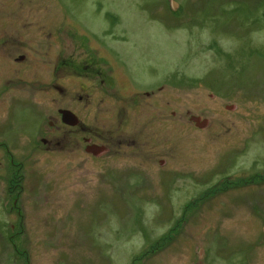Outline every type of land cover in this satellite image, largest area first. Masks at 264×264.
<instances>
[{
  "label": "rangeland",
  "instance_id": "1",
  "mask_svg": "<svg viewBox=\"0 0 264 264\" xmlns=\"http://www.w3.org/2000/svg\"><path fill=\"white\" fill-rule=\"evenodd\" d=\"M2 15L52 69L97 55L132 79L126 99L84 83L111 99L77 109L91 132L128 138L100 159L24 150L25 103L0 121V264H264V0H0ZM34 95L50 120L71 105Z\"/></svg>",
  "mask_w": 264,
  "mask_h": 264
},
{
  "label": "flooded vegetation",
  "instance_id": "2",
  "mask_svg": "<svg viewBox=\"0 0 264 264\" xmlns=\"http://www.w3.org/2000/svg\"><path fill=\"white\" fill-rule=\"evenodd\" d=\"M19 20L20 16H0V121L8 116L11 117V111L17 103H25L27 108L35 109L30 113L32 116L29 117L31 119L29 130L22 133L25 137L22 143L25 146L24 150L40 146L65 150L68 146H77V150L90 158L100 159L102 156L111 154L112 144L127 145V136L120 132L123 122L117 128L119 132L111 130L105 132L97 129L93 134L89 124L77 109L81 106L89 107L94 103L97 111H101V103L111 100L109 97L106 99L102 96L101 88L96 97L89 93L84 84L89 77L97 78L98 84L105 86L107 90L118 92L121 98L126 99L127 96L122 94L120 82L131 83V71L122 64L119 66L105 64V68L98 67L97 65L100 64L93 62L97 55L90 57L89 61L92 60V62L88 63L89 68L85 66V62L75 63L69 59L70 57H65L52 69V62L55 59L53 48H45L42 42H40L41 46H35L33 37L23 38L15 27ZM86 70L87 73H85ZM70 79H76L81 85L80 93L73 96H70L67 85ZM154 92H145L147 100L155 97ZM35 93H47L49 96L55 93L60 99L65 100V103L70 100L71 105L64 109H57L56 115L51 116L52 120H50V118H44L34 101ZM131 98L137 106L147 102L145 99L140 100L138 93L133 94ZM150 113L156 124L163 121V114L159 109L156 108ZM115 140H118V143H113ZM130 142L133 144L132 140ZM1 146H4L3 142L0 143ZM160 163L163 164V161Z\"/></svg>",
  "mask_w": 264,
  "mask_h": 264
},
{
  "label": "water",
  "instance_id": "3",
  "mask_svg": "<svg viewBox=\"0 0 264 264\" xmlns=\"http://www.w3.org/2000/svg\"><path fill=\"white\" fill-rule=\"evenodd\" d=\"M191 121L195 123L198 128H201V129L206 128L209 124L207 120H201V118H198V117H192Z\"/></svg>",
  "mask_w": 264,
  "mask_h": 264
}]
</instances>
